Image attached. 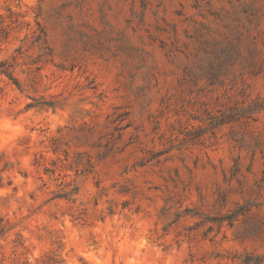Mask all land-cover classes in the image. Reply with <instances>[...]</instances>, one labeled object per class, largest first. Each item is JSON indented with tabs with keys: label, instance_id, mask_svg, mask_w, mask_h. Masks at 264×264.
<instances>
[{
	"label": "clouds",
	"instance_id": "clouds-1",
	"mask_svg": "<svg viewBox=\"0 0 264 264\" xmlns=\"http://www.w3.org/2000/svg\"><path fill=\"white\" fill-rule=\"evenodd\" d=\"M0 264H264V0H0Z\"/></svg>",
	"mask_w": 264,
	"mask_h": 264
}]
</instances>
